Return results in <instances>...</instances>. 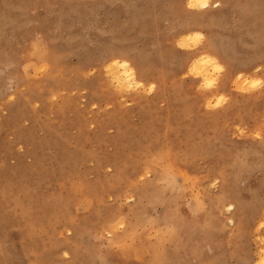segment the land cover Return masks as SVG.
Returning a JSON list of instances; mask_svg holds the SVG:
<instances>
[{
    "label": "rangeland",
    "instance_id": "1",
    "mask_svg": "<svg viewBox=\"0 0 264 264\" xmlns=\"http://www.w3.org/2000/svg\"><path fill=\"white\" fill-rule=\"evenodd\" d=\"M216 1L0 0V264H264V0Z\"/></svg>",
    "mask_w": 264,
    "mask_h": 264
},
{
    "label": "bare ground",
    "instance_id": "2",
    "mask_svg": "<svg viewBox=\"0 0 264 264\" xmlns=\"http://www.w3.org/2000/svg\"><path fill=\"white\" fill-rule=\"evenodd\" d=\"M222 3H223L222 0H218L215 2L214 6L218 8L221 6ZM189 5H192V6L190 7ZM212 5H211L210 0H187V6L190 9L193 8L196 10L198 9L201 11H206L210 7H212ZM200 35L201 33L198 31L192 32V33L180 34L179 35L180 36L179 46L184 49L191 48V46H189L188 43L190 41L194 42V39H195L194 45L198 44L199 42L198 37H200ZM197 53L198 54H196L192 58L191 66L189 68L190 73L197 76L200 82L203 83L205 86L212 87L214 86V81L212 80L213 79L212 76L217 73H221L224 70V65H223L224 62H219V60L216 57H214L210 52H208V49L204 52H197ZM223 60L226 62L225 58ZM107 70L110 73V75L113 77L115 82L121 87L133 89V88H138L142 86V82L138 78L136 70L133 68V66L130 64L128 60H118V59L112 58L109 61ZM238 77L239 78H237V81L239 82V80L241 79V76L239 75ZM251 83H252L253 88H256L260 85V84H256L255 80L251 81ZM220 96L222 97L223 95H220ZM210 105H211L210 99H208L206 101V106L210 107ZM238 203H239L238 207L241 210L242 201ZM231 207L232 206H230V208ZM256 260H257L256 263H261L264 260V247L260 249L259 256Z\"/></svg>",
    "mask_w": 264,
    "mask_h": 264
},
{
    "label": "snow or ice",
    "instance_id": "3",
    "mask_svg": "<svg viewBox=\"0 0 264 264\" xmlns=\"http://www.w3.org/2000/svg\"><path fill=\"white\" fill-rule=\"evenodd\" d=\"M190 7L192 6V5H189ZM260 83V81H257L256 82V84H259ZM255 86V85H254ZM120 227H123V225H120ZM261 227H264V225H261Z\"/></svg>",
    "mask_w": 264,
    "mask_h": 264
}]
</instances>
